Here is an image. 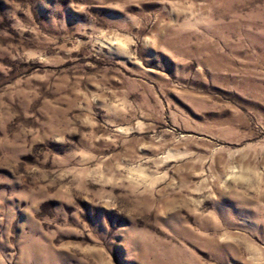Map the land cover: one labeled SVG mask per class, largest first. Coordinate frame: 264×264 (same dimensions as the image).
<instances>
[{
	"label": "rangeland",
	"instance_id": "obj_1",
	"mask_svg": "<svg viewBox=\"0 0 264 264\" xmlns=\"http://www.w3.org/2000/svg\"><path fill=\"white\" fill-rule=\"evenodd\" d=\"M0 264H264V0H0Z\"/></svg>",
	"mask_w": 264,
	"mask_h": 264
}]
</instances>
